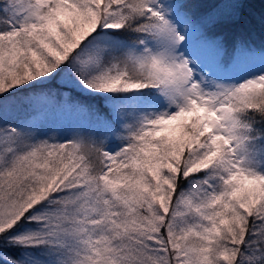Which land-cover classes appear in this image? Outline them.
<instances>
[{
	"label": "snow or ice",
	"instance_id": "6c2138e0",
	"mask_svg": "<svg viewBox=\"0 0 264 264\" xmlns=\"http://www.w3.org/2000/svg\"><path fill=\"white\" fill-rule=\"evenodd\" d=\"M0 264H264V0H0Z\"/></svg>",
	"mask_w": 264,
	"mask_h": 264
},
{
	"label": "trees",
	"instance_id": "16d2710c",
	"mask_svg": "<svg viewBox=\"0 0 264 264\" xmlns=\"http://www.w3.org/2000/svg\"><path fill=\"white\" fill-rule=\"evenodd\" d=\"M248 12H250L252 15L256 16L257 17V21H258V17H259V6H257L256 8L254 9H249L247 10ZM257 43L259 42V39H260V29H259V24L258 22H256L255 24V31L253 33V37H252Z\"/></svg>",
	"mask_w": 264,
	"mask_h": 264
}]
</instances>
